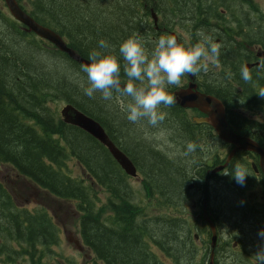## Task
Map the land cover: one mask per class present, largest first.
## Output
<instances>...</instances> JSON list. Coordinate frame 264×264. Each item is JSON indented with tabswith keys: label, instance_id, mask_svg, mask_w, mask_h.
<instances>
[{
	"label": "trees",
	"instance_id": "1",
	"mask_svg": "<svg viewBox=\"0 0 264 264\" xmlns=\"http://www.w3.org/2000/svg\"><path fill=\"white\" fill-rule=\"evenodd\" d=\"M63 1L17 0L35 21L63 36L70 48L88 60L99 40L107 41L112 46L111 51L116 53L121 41L135 35L143 40L146 50H151L159 37L156 25L150 21L153 10L164 18L166 35H171L169 29L174 26L187 31L191 37L189 46L199 42L198 33L209 35L220 45L219 55L213 59V64H205L206 71L200 72L203 75L200 81L195 76L189 75L190 78L198 81L200 90L216 96L226 105L233 125L248 127V130L256 128L258 120L254 116L258 109L264 110V97L259 95L264 91V80L259 82L261 88L256 81L253 95L247 96L244 83L254 81L259 70L250 71L252 79L248 82L240 78L241 66L251 57L245 49L248 48L246 44L256 43L245 36L257 32L258 26H264V15L260 11L257 21L253 22L254 16L250 12L258 9L255 0H116V4L114 0H96L88 8H67ZM242 2L252 6L249 11L242 4L238 9L236 3ZM232 5H236L234 10ZM111 10L115 13L114 19ZM136 27L137 32L133 31ZM0 28L10 35L0 36V163L14 164L35 180L50 183L52 193L64 195L59 200H64L65 196L76 197L84 190L95 196L94 185L115 193L108 204L112 215L102 216L100 199L96 196L94 203L89 200L85 209L73 207L82 212L80 237L94 257L92 264H204L209 259V250L200 245L202 253L195 256L196 247L186 229L189 240L178 242L184 236V231H179L181 225L186 227L185 220L179 218L182 214L178 206L179 193L183 186L185 190L187 188L188 170L196 169L199 177L203 172L197 162L194 165L195 159L184 158L176 163L174 157L167 159L162 151L153 149L150 142L138 141L143 138V130L148 124L146 121L135 124L127 121L123 111L127 98H122L119 93H114L111 101L102 100L99 93L93 98L84 96L78 86L81 81L87 86L84 74L79 73L81 64L52 43L28 32L1 9ZM221 76L226 78L220 79ZM120 79L122 83L126 79L123 69ZM174 88L169 89L172 95ZM234 97L241 99L234 101ZM253 99H262L263 103L254 104ZM59 102L76 106L107 130L117 146L138 166L145 178L139 189L145 191V197L155 205L133 201L137 188L129 187L128 177L101 143L59 118L58 108L52 106ZM240 103L249 115L254 109L253 117L233 111V108H240ZM25 106L36 107L39 113H32ZM161 108L173 117L180 115L182 125L192 131L190 142H193L195 123L186 120L176 105ZM26 119L34 121V128L26 124ZM154 127L160 134L172 131L171 138L167 137L171 144H184L182 139L176 142L178 132L175 133L168 123L159 122ZM124 138L129 140L126 143L132 151L122 141ZM195 140L199 143L197 138ZM49 146L50 152L46 151ZM68 159L82 166L89 176L88 186L82 182L83 172L82 176L75 175L69 167L71 177L62 172ZM185 190L182 196L186 195ZM8 196L0 185V234L3 233L6 241L0 243V264H17L20 257L26 261L21 264H47L50 257L58 262L60 252H48L58 236V228L48 216V210L42 207L25 209L20 214L11 208ZM155 196H158L156 202L152 200ZM218 217L220 225L226 226L229 233L233 224L230 222L236 220L233 211L224 206ZM257 220L262 222L264 217ZM160 222L164 223L165 231L161 226L154 229ZM240 228L244 229L241 225ZM15 243L19 247L12 245ZM241 248L240 251L231 250L235 256L243 257L244 263L238 260L236 264H252L249 259L255 258L254 255L249 251L244 256L241 251L246 250V245Z\"/></svg>",
	"mask_w": 264,
	"mask_h": 264
},
{
	"label": "rangeland",
	"instance_id": "2",
	"mask_svg": "<svg viewBox=\"0 0 264 264\" xmlns=\"http://www.w3.org/2000/svg\"><path fill=\"white\" fill-rule=\"evenodd\" d=\"M95 2H96V0H66V1H63V4L67 8H72L73 6H77V7L78 6H80V7L84 6V8H88L89 6L92 7ZM114 2L116 4V0H114ZM236 4H237V7L239 9V5L241 3H236ZM254 4L257 5L258 9L264 15V0H255ZM3 5H4L3 1L0 0V7H2ZM235 6L236 5H232V10H234ZM4 12H6V11H4ZM110 13L113 15V19H114L115 13L113 12V10H111ZM151 22H156L155 25L162 24L164 22V18L161 15L155 14L154 19ZM175 29H176L175 33L178 34L184 40V42L186 44H190L191 37L186 35L188 32L181 29V28H178L177 26H175ZM256 29L258 30L256 32L258 37L261 39H264V26L260 25ZM0 31H1V28H0ZM0 36L6 37V36H10V35H6L4 32L1 31ZM86 37H87V39H89L88 35H86ZM22 49H24V48H22ZM40 58H42V57H40ZM203 63H204V65L205 64L211 65V64H213V59L203 61ZM204 70H205V68H204ZM247 85L249 86V88H246ZM244 86H245V91H247L246 95L252 96L254 91L252 90L251 85L246 84ZM187 96L190 98L189 93H187ZM240 99H241V97L233 98L234 101H237ZM254 104H255V102H254ZM68 105H72V104L65 103V102H59L58 104H52L53 107L56 106L58 108V116L60 119H62V121H64L63 119H65V117L62 114V111ZM239 105H240V109L242 110V114L245 115L246 112H245L244 108L242 107L241 103ZM72 106H74V105H72ZM25 107L28 108L27 110H30V112H32V113H39V111L37 110L36 107H29V106H25ZM74 107H76V106H74ZM48 109L50 112V101H49ZM161 110H162V108H161ZM252 110H254V109H252ZM201 112L206 114L207 116H209V114H207L203 111H201ZM201 112H198L199 113L198 114V113L189 111L187 114H188L190 119L191 118H200L202 115ZM195 115H198V116H195ZM193 116H195V117H193ZM184 117L186 120H190V119L186 118L187 117L186 115ZM254 119L258 120L256 128L248 130V127H247V128H245L246 132H252L253 130H255L254 133L258 136L257 139L260 142H261V140L264 141V127H262L263 123H264V115H262L261 113H258L257 116H254ZM180 120L181 119L179 118L178 115H175L173 117L172 115L167 113L165 119L162 122L166 123V124L168 123L169 125H171L172 126L171 129L174 130L175 133L178 132V133H176V136L178 137V139H176V142L178 143V142H180L178 140L182 139L184 141V144L183 143H182V145L171 144L170 142H168L169 138H171V137L167 138V136H166L167 132L164 134H160L154 129L155 128L154 126H150V125H145V129L143 130L144 136L142 139H139L138 141L150 142V145L153 147V149H155V150L159 149L160 151H162L161 154L164 155L165 158H167V159H171V157H174L175 158L174 162H176V163H180V160L184 159V158H189L188 160H192V158H193V159H195V161L201 159L204 162L211 160L212 158H210V156L208 157L209 154L208 155H206L204 153L198 154L196 150L192 153L186 154V144L188 142H190V140L192 139V131L186 125H182ZM26 124L29 125L31 128H34V121H32L31 119H26ZM117 125L120 126L121 124L117 123ZM194 126H195V128H198L197 124ZM216 132L219 136L220 135L219 132L217 130H216ZM106 133L108 134L107 130H106ZM234 133L237 134L236 132H234ZM108 136H109V134H108ZM109 138L112 140V138L110 136H109ZM219 138L223 142L230 144L228 141L222 139L220 136H219ZM122 141L129 148V146L126 143V142H129V140L124 138ZM198 142L199 143L201 142L200 137L198 138ZM192 143L196 144V141L193 140ZM262 145H264V144L262 143ZM212 146H213V144H212ZM118 148L123 153H125L128 156V158L133 162L131 157L123 149H121L120 147H118ZM47 149L48 150H46V151L50 152V146ZM131 149H132V147H131ZM213 149H214V146H213ZM66 150H67V148H66ZM225 151H227V149H218V150L214 149V155L212 156L213 159L214 158L216 159L217 156H220ZM189 155H191L192 157H190ZM47 157L50 160V155H47ZM115 162H116V160H115ZM134 165H135V163H134ZM49 167H50V165H49ZM68 167L70 170H72L73 174L80 175V176L83 175L82 171H84V169L82 168L81 165H79V163L77 161L75 162V160L71 161V159H68L66 161L65 166L62 168V172L65 175H69L71 177ZM136 168H137V166H136ZM8 169L11 170L12 173H20L22 176V179L21 180H15L14 178H12V179H10L9 182H6L5 179L7 178V176H6L5 171ZM187 174L188 175L198 174V172L195 171V169H191V170H188ZM125 175L129 179L128 180L129 187L130 188H137V189H135V193L132 196L133 201L135 203H142L145 201L144 203H146L147 205L148 204L149 205H155L153 202L149 201L148 198L145 197L144 192L139 189L144 183V179H145L144 176L141 174V176L143 177V180H141L137 177H131L127 174H125ZM0 176L4 179V181L0 180V185L6 191V193L9 195L8 196L9 201L11 202V208L13 210H15L16 212L19 211V213L21 214V213H23V211L25 209L33 210V209L42 207V208L48 210V212H47L48 216L49 217L51 216L52 221L57 226L58 236L56 238V241L50 246V250H48V252L49 253L50 252L51 253L60 252V256L58 257L59 261L56 262L54 259H52L50 257V261L47 262V264L48 263H50V264H92L93 263L94 257L91 254V252L89 251V249L83 244L81 237H80L79 222H80V218L82 216V212H78L76 210L78 208L85 209L88 206L89 200H91V203L93 204L94 198L96 196L100 199L99 211H101L102 216H105L106 214L112 215L113 212H111L108 209V204H109V198H113V194H115L114 192L106 190L101 185H94L95 196H93L92 193L87 194L86 191L84 190L81 195H78V196L73 197V198L70 196H65L64 200H59V199H62L64 195H62V197H60L57 194L55 195L54 193H52L50 191V183H48L42 179H39L38 181L35 180L33 177L27 175V173L20 171V169L14 164L9 163V165H4L3 168L0 167ZM82 182L84 183V185L88 186L89 177L85 174V171H84V181H82ZM219 182H221V181L218 180V184L216 186L210 185L208 188V190L211 191L212 195L211 194L210 195L213 198L212 205L218 210V213L221 211L222 207L226 206V207L230 208V210L233 211V214L237 218V216H240V213H238V211H240V209H239L238 205H235L236 202H241V203H243L244 206H245V204H253L255 202V201H252L250 199L249 194H243L242 193V190L245 187L250 185V184H246L249 181L246 180L245 185L243 187L238 186V190H239L238 193H234L233 188L230 185H228V183H226L225 180H223L221 183H219ZM184 190H185V188L183 186L182 190L179 193V196H182V193ZM250 190L251 191L253 190L251 193L252 199L258 198L261 195V193L259 191H257V190H261L260 187L257 185L252 186L250 188ZM50 194L55 195V197L51 196ZM194 195H195L194 192H189V194H187V197H189V196L193 197ZM56 197H58V199ZM156 198H158V196H155L154 198H152V200L154 202H156ZM200 200L204 201V199H201L200 194H198L197 196H194L193 198H191L189 200V202H188L189 206H187V203L180 201V203H178V206H179L182 214L179 216V218L185 220L188 217H190L191 215H194L195 213H191V211H193V208L197 207L196 202H198ZM114 202H116V201H114ZM168 207L169 206H165L164 208H168ZM189 208L192 210H190ZM247 210L252 211L249 208H247ZM50 213H51V215H50ZM236 218H234V219H236ZM217 220H218V224L220 225L218 216H217ZM230 223H233L232 228L229 229L230 231L234 228L236 230H238L237 225H236V220L233 222H230ZM160 226L163 227L164 231H165V227H164L163 222H160L159 224L157 223V225L154 229L157 230V228ZM220 226L222 228H226V226H222V225H220ZM222 228L219 227L221 232L224 233L225 229H222ZM185 229L189 233V228L183 227L182 225H181L179 231L183 230L184 233H186ZM149 231H151V230H149ZM179 231H177V232H179ZM243 232H244L243 239H245V241L247 243L242 240L241 241L242 244L248 245L249 251L252 254H255V252L258 249V245H259L260 241L258 239H256L255 241L251 242V240L257 238V232L258 231L254 232L250 235H247V232L244 229H243ZM241 234H242V231H241ZM180 235H181V232H180ZM3 237H4L3 233H1L0 234V243L6 242L3 239ZM237 237L240 239V235H237ZM229 238H230L229 243L224 245L225 250L219 256H220V258H227V256L225 254L231 255L233 258V261L231 263L235 264L234 262L236 260L242 258V257L235 256L234 254L231 253V250L236 251V247L233 245V243L236 241V239L234 238L233 234H231ZM186 239L187 238L184 235L183 239L178 240V242L181 241V242L185 243L184 241ZM12 245L14 247H15V245L19 247V245L16 243L12 244ZM200 252L202 253V251H200ZM51 261H53V262H51ZM23 262L26 263V261L20 257V261H18L17 264H21Z\"/></svg>",
	"mask_w": 264,
	"mask_h": 264
},
{
	"label": "clouds",
	"instance_id": "3",
	"mask_svg": "<svg viewBox=\"0 0 264 264\" xmlns=\"http://www.w3.org/2000/svg\"><path fill=\"white\" fill-rule=\"evenodd\" d=\"M199 42L187 46L177 42L172 35H161L151 50H146L139 36H129L121 41L118 51L113 53L112 46L99 40L97 47L89 53V63L81 64L79 73L86 78L79 83L84 96L93 98L99 93L104 101H111L114 93L127 98L123 111L130 123L146 121L155 126L162 122L167 113L161 106L170 107L174 97L169 89L179 85L185 75L195 76L204 70L203 61L212 60L219 55L220 45L209 35L200 32ZM123 62V64L121 63ZM126 77L121 82V70ZM240 78L244 82L252 79L247 66H241ZM259 95L264 97V91ZM197 149L192 142L186 144V154ZM238 186L243 187L250 175L242 165H235L232 173H224ZM260 241L254 254L256 264H264V228L258 230Z\"/></svg>",
	"mask_w": 264,
	"mask_h": 264
},
{
	"label": "flooded vegetation",
	"instance_id": "4",
	"mask_svg": "<svg viewBox=\"0 0 264 264\" xmlns=\"http://www.w3.org/2000/svg\"><path fill=\"white\" fill-rule=\"evenodd\" d=\"M242 6L246 9V10H250V8L252 7L249 3L247 2H242L241 3ZM260 10L257 9L255 12H250L253 16H254V21H257V14ZM261 12V11H260ZM260 21V20H259ZM156 23V22H154ZM127 24V23H126ZM138 27H136V29H134L133 31L137 32ZM175 26L173 29H169V31H171V35L174 36L175 33ZM156 31L159 32V36L161 35H166L167 31H166V27H165V23L162 24H157L156 25ZM177 35V42L187 45L184 40L178 35ZM246 38H251L254 39L256 41V43H254V45H248L244 42V45L246 44V46L248 48H245L247 50V52H249L251 54L250 57V61H246L244 63L243 66H247V65H252V66H247L249 69V72L255 69L259 70V74L256 76L255 80L252 81L251 84V88H253V84L257 81L258 87L261 88L260 85V81L264 80V43L261 42V40L264 41V39H261L258 37L256 32H252L250 33V36H245ZM157 39V37H156ZM155 39V41H156ZM188 46V45H187ZM256 64V65H254ZM203 77V75L200 74H196L195 78H197V80H201V78ZM220 79H224V78H220ZM191 83L190 80V76L186 75L183 76L181 78V82L179 85H175L172 86L171 88L173 89V94L175 93L174 91L181 88H187ZM248 83H244V85H246ZM199 87V85H198ZM246 88H249V86L247 85ZM199 89V88H198ZM202 89V88H201ZM245 90V87L243 88ZM200 90V89H199ZM201 92H204V90H200ZM205 93V92H204ZM175 99V96H174ZM220 100V99H219ZM262 100V99H261ZM260 99H253L252 102L255 103H263V100L261 101ZM261 101V102H260ZM221 103H223L220 100ZM224 107V111L226 113V118L228 121V124L230 126V128L236 132L238 135L243 136V137H247L250 138L252 140H257L259 145L264 148V146L262 145V143L257 139V135L254 133L255 130H253L252 132H246L245 128L239 127L237 125H233L228 118V111L229 109L225 106V104H222ZM171 106H175V105H171ZM170 106V107H171ZM179 110L181 112V114L183 116H187V119H190L188 116V112L192 111L195 113L201 112L200 110L196 109V108H181L179 107ZM245 114L248 115V117H253V113L252 110H250V114H248L247 109L245 108ZM233 111L238 112V113H242V110L240 108H233ZM258 113H261L262 115H264V110L263 109H258ZM199 114V113H198ZM201 117L200 118H191L189 121L192 123H195V125L197 124L198 128H195V133H196V138L198 140V138H201V142L197 143V148L199 151V154L204 153L206 155L210 154V158H212V164L211 166H207L208 168H206L204 166V170L206 171V178H198V179H192L191 182L193 183H189L187 184V188L185 190V192H187V194H189V192H194L195 195L197 196L198 194H200L201 199H204V201H198L196 202L197 207L193 208V211H191V213H195L194 215H191L190 217H188L187 219H185V226L187 227V225L190 227L189 228V233L191 237H192V242L194 244V246L196 247V250L194 252L195 256L198 255L199 256V246L202 245L204 246V248L209 250V259L207 261H204V264H231V262L233 261V258L231 255L225 254L227 256V258H220V254L223 253V251L225 250L224 245L229 243L230 240V235L233 234L234 238L236 239V241L233 243V245L236 247V251H240L242 248V240L245 241V239H243V230H241L240 225L244 228V230L247 232V235H250L254 232H257L258 230L264 228V221L260 222L257 220L258 217H264V210H262L264 208V178L261 172V167L259 165V158L260 155L257 154L256 152L253 151H249V150H238L235 151L233 154L232 152L234 151V149L236 148L234 145L232 144H228L223 142L216 130L212 127V125L207 121L208 120V116L204 113L201 112ZM198 116V115H195ZM193 116V117H195ZM195 127V126H194ZM202 133V134H201ZM170 135H172V131H167L166 136L169 137ZM201 135V136H200ZM252 135V136H250ZM218 150V149H227V151L223 152L220 156H217V158L213 159V155H214V149ZM199 146V147H198ZM204 147V148H203ZM203 150V151H201ZM231 156V159L229 160L228 164L221 169L220 171L214 172V169H216L217 167H221L223 166L228 157ZM242 165L246 171L250 174L246 179H249L250 181L246 184H250L249 186L245 187L242 190L243 194H249L250 199L252 201H255L253 204H245V206L247 208H249L252 211H248V210H240L242 211V213H240V211H238V213H240V216H237L236 218V225L238 230H236L235 228L232 229L229 233L225 230V232H221V230L219 229L222 228L218 223H217V216H218V210L212 205V194H208L205 192L204 189L207 188V180L208 177H212L214 180L215 179H219L220 181L224 180L225 178L229 177L227 175H224V173H232L233 167L235 165ZM4 165H9V164H4V162L0 163V167L3 168ZM7 178L5 179L6 182H9L10 179L14 178L15 180H21L22 176L20 173H12L11 170H6L5 171ZM141 180H143V177L140 175L139 177H137ZM0 180L4 181V179L0 176ZM259 186L261 190H257L261 193V195L258 198L252 199L251 198V193L252 191L250 190V188L252 186ZM189 186H192L190 190ZM213 193V192H212ZM193 196V197H194ZM191 196L187 197L185 196H180L179 200L181 199V202H185L187 203V206H189L188 202L191 198H193ZM239 202H236L235 205H239ZM205 208V211H204ZM192 210V209H191ZM259 212H262L263 215ZM210 220L212 223H214L215 227H216V232H217V244H216V248L214 251V255L211 256V246H210V238H212V232L210 230V225L209 222L207 221V219ZM248 220L249 222H244ZM225 229V228H222ZM242 231V234H241ZM182 235H185V237L188 239V235L187 232L186 233H182ZM237 235H240V239L237 237ZM187 239L184 242H187ZM258 238L252 239V241H255ZM189 240V239H188ZM246 242V241H245ZM247 243V242H246ZM189 246V241L188 244ZM243 252L244 256H247L248 252H249V248L248 245H246V250L241 251ZM254 255V254H253ZM199 258V257H197ZM201 259V258H199ZM241 263H244L243 257L238 259ZM238 260H236L234 263L236 264L238 262ZM249 261L252 264H256L255 262V258H251L249 259Z\"/></svg>",
	"mask_w": 264,
	"mask_h": 264
},
{
	"label": "water",
	"instance_id": "5",
	"mask_svg": "<svg viewBox=\"0 0 264 264\" xmlns=\"http://www.w3.org/2000/svg\"><path fill=\"white\" fill-rule=\"evenodd\" d=\"M3 2L13 19L22 24L28 32L34 33L38 38L52 43L58 50L66 53L72 60L80 64H88L90 62L70 48L58 33L35 21L28 12L22 9L17 0H3ZM187 93L190 94V98ZM173 105L181 108H199L209 114L208 122L214 128L216 127L215 129L219 132V136L222 139L236 146V151L251 150L260 154V162L264 173V149L252 139L235 134L228 125L226 113L220 100L215 96L202 93L194 80L187 89L181 88V90L175 91ZM62 114L65 117L63 119L64 123L77 127L92 136L108 149L127 175L131 177L137 176V168L134 163L109 138L105 128L97 120L72 105H68L62 111ZM220 169L218 168V170Z\"/></svg>",
	"mask_w": 264,
	"mask_h": 264
},
{
	"label": "bare ground",
	"instance_id": "6",
	"mask_svg": "<svg viewBox=\"0 0 264 264\" xmlns=\"http://www.w3.org/2000/svg\"><path fill=\"white\" fill-rule=\"evenodd\" d=\"M142 9V8H141ZM143 12V11H142ZM84 58V57H83ZM215 69V68H214ZM205 71V70H204ZM223 71V70H222ZM225 71V70H224ZM223 71V72H224ZM235 71V70H234ZM221 72V71H220ZM205 73V72H204ZM199 74H200V72H199ZM207 75V74H206ZM216 75V74H215ZM216 77V76H215ZM218 77V76H217ZM209 78V77H208ZM220 78H226V77H223V76H221ZM214 79V78H213ZM123 84V83H122ZM217 87V86H216ZM220 88V87H219ZM218 89V88H217ZM217 89H215V90H217ZM223 92V91H222ZM233 93V92H232ZM235 94V93H234ZM233 95V94H232ZM213 96V95H212ZM230 96V95H229ZM216 97V96H215ZM259 97V96H258ZM230 98H232V97H230ZM235 98V97H234ZM264 99V98H263ZM261 100V99H260ZM262 101V100H261ZM260 101V102H261ZM223 104V103H222ZM261 104V103H260ZM226 106V105H225ZM180 111V110H179ZM180 116V115H179ZM182 119V118H181ZM242 122V121H241ZM257 122V121H256ZM67 125H69V124H67ZM229 125V124H228ZM74 127V126H73ZM230 127V126H229ZM231 129V128H230ZM232 130V129H231ZM202 134V133H201ZM112 136H113V134H112ZM193 136V135H192ZM115 137V136H114ZM91 138V137H90ZM195 138V136L193 137V139ZM247 138V137H246ZM167 139V138H166ZM196 139V138H195ZM194 139V140H195ZM250 139V138H249ZM196 141V140H195ZM254 142H256V143H258V141L257 140H253ZM231 144V143H230ZM259 144V143H258ZM233 145V144H232ZM235 146V145H234ZM199 147V146H198ZM236 147V146H235ZM125 148V147H124ZM204 148V147H203ZM262 148V147H261ZM122 149V148H121ZM264 149V148H263ZM196 151H197V153L199 154V151H198V148L196 149ZM201 151H203V150H201ZM236 151V148L234 149V151L232 152V154L234 153ZM249 151H251V150H249ZM254 152V151H253ZM201 154V153H200ZM232 154L228 157V159H227V161H226V163L223 165V166H221V167H217L216 169H214V171H213V173L214 172H217V171H220L221 169H223L227 164H228V162H229V160L231 159V156H232ZM257 154H259V153H257ZM260 155V154H259ZM209 156H211L210 154L208 155V157ZM207 157V158H208ZM200 160L201 159H199V160H196L195 162H194V165H196V164H198L203 170V172H202V174H200V177L197 175V174H191V175H188V178H187V184H189V183H193V182H191V180L192 179H198V178H206V171L204 170V166L206 167V168H208L209 166H211V164H212V160H209V161H203V160H201V163H200ZM206 160V159H205ZM197 162V163H196ZM196 163V164H195ZM259 165H260V167H261V172H262V175H263V178H264V173H263V169H262V166H261V162H260V158H259ZM208 166V167H207ZM138 167V166H137ZM218 168H221L220 170H218ZM200 170V169H199ZM195 171H197L196 169H195ZM138 173H140L139 172V170H138ZM141 174H139L138 175V177L140 176ZM218 180L219 179H213L212 177H208V180L206 181L207 182V188L206 189H204L205 190V192L206 193H208V194H211V191H209L208 190V188H209V186L210 185H212V186H216L217 184H218ZM225 180V182L226 183H228V185H230L232 188H233V191H234V193H238V185L230 178V177H227V178H225L224 179ZM247 181H250L249 179H246ZM223 181V180H222ZM221 181V182H222ZM128 182V181H127ZM213 182V183H212ZM221 182H219V183H221ZM187 184H186V187H187ZM189 188H190V190H193V189H191L192 188V186H189ZM253 191V190H252ZM186 196H187V192H186ZM240 204V207H239V209L240 210H247V207L246 206H244L243 205V203H241V202H239ZM264 203V202H263ZM204 211H205V208H204ZM259 213H261L262 215H263V213L262 212H259ZM207 219V218H206ZM207 221L209 222V225H210V230H211V232H212V238H210V246H211V256H213L214 255V251H215V248H216V244H217V232H216V227H215V225H214V223H212L210 220H208L207 219ZM217 223H218V220H217ZM187 228H190L188 225H187ZM147 241V240H146Z\"/></svg>",
	"mask_w": 264,
	"mask_h": 264
}]
</instances>
